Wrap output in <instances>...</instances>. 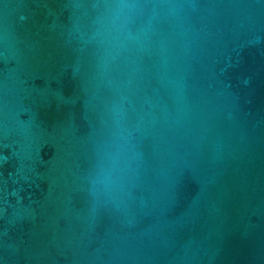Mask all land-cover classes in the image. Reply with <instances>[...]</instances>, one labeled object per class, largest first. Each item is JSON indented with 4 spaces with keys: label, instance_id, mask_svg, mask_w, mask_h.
<instances>
[{
    "label": "water",
    "instance_id": "1",
    "mask_svg": "<svg viewBox=\"0 0 264 264\" xmlns=\"http://www.w3.org/2000/svg\"><path fill=\"white\" fill-rule=\"evenodd\" d=\"M142 3L0 0V264H264V0Z\"/></svg>",
    "mask_w": 264,
    "mask_h": 264
},
{
    "label": "clouds",
    "instance_id": "2",
    "mask_svg": "<svg viewBox=\"0 0 264 264\" xmlns=\"http://www.w3.org/2000/svg\"><path fill=\"white\" fill-rule=\"evenodd\" d=\"M106 12L101 19L98 37L109 50H118L126 39L123 28L127 18L144 5L142 0H105ZM109 153L114 163H123L121 171L127 172L134 160V153L127 139L119 135L115 138Z\"/></svg>",
    "mask_w": 264,
    "mask_h": 264
}]
</instances>
